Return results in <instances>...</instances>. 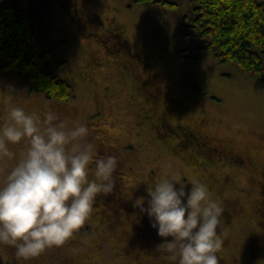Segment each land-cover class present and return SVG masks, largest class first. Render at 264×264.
I'll use <instances>...</instances> for the list:
<instances>
[{"label": "rangeland", "instance_id": "obj_1", "mask_svg": "<svg viewBox=\"0 0 264 264\" xmlns=\"http://www.w3.org/2000/svg\"><path fill=\"white\" fill-rule=\"evenodd\" d=\"M192 1L35 0L52 69L73 97L57 101L32 90L0 59V114L6 121L19 106L43 120L50 109L53 124L86 125L87 142L98 155H116L119 167L113 193L97 198L90 220L64 247L24 260L3 245L0 264H179L158 249L161 238L139 212L169 170L185 189L206 185L223 207L219 264H264V84L187 39ZM10 87L21 93L10 95ZM191 131L202 137L206 157L182 145ZM27 146L9 145L14 156L0 163V183Z\"/></svg>", "mask_w": 264, "mask_h": 264}, {"label": "clouds", "instance_id": "obj_2", "mask_svg": "<svg viewBox=\"0 0 264 264\" xmlns=\"http://www.w3.org/2000/svg\"><path fill=\"white\" fill-rule=\"evenodd\" d=\"M56 119L50 109L42 120L11 106L0 125V163L14 156L9 145H28L0 183V246L14 247L24 260L64 247L90 220L97 198L115 188L119 158L98 155L86 140V125L53 124ZM139 212L161 238L158 249L178 256L179 264H219L224 209L203 183L185 189L169 170L147 192Z\"/></svg>", "mask_w": 264, "mask_h": 264}, {"label": "trees", "instance_id": "obj_3", "mask_svg": "<svg viewBox=\"0 0 264 264\" xmlns=\"http://www.w3.org/2000/svg\"><path fill=\"white\" fill-rule=\"evenodd\" d=\"M184 23L196 49L209 50L217 63L233 65L264 84L263 2L193 0ZM0 59L2 69L28 78L32 90L57 101L72 99V86L52 69L53 55L37 22L35 0H0Z\"/></svg>", "mask_w": 264, "mask_h": 264}, {"label": "flooded vegetation", "instance_id": "obj_4", "mask_svg": "<svg viewBox=\"0 0 264 264\" xmlns=\"http://www.w3.org/2000/svg\"><path fill=\"white\" fill-rule=\"evenodd\" d=\"M130 57H131V55H130ZM0 115H1L0 116V118H1L0 120L3 123L4 122L3 111H1ZM201 138L202 137L199 134L196 135L195 133H192V131L189 132V133L186 132L185 135L183 136V141L184 142H183L182 145L183 146H188L193 151V154L200 155L201 157H206L204 152L201 151L200 147H199L201 145V140H202ZM198 150H200V151H198ZM204 162H206V158H204ZM262 180L264 182V175L262 176ZM262 236H263V240H264V228L262 230ZM263 244H264V242H263ZM218 257H219V261H220V259H222L223 256L219 254Z\"/></svg>", "mask_w": 264, "mask_h": 264}]
</instances>
